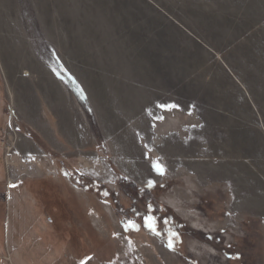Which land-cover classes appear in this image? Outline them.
Here are the masks:
<instances>
[{"label": "rangeland", "instance_id": "rangeland-1", "mask_svg": "<svg viewBox=\"0 0 264 264\" xmlns=\"http://www.w3.org/2000/svg\"><path fill=\"white\" fill-rule=\"evenodd\" d=\"M228 1L0 0V264H264V0Z\"/></svg>", "mask_w": 264, "mask_h": 264}, {"label": "snow or ice", "instance_id": "snow-or-ice-1", "mask_svg": "<svg viewBox=\"0 0 264 264\" xmlns=\"http://www.w3.org/2000/svg\"><path fill=\"white\" fill-rule=\"evenodd\" d=\"M172 107H174V106H172ZM156 168H157V170H158L159 172H161V173L163 172L162 167L159 166L158 164L156 165ZM149 186H151V182H149ZM144 219H145V222H146L147 226H148L152 231L155 232V231H156V229H155V218L149 215V216H146ZM128 227L136 228V229L138 230V226L135 225L134 222H129ZM157 234H158V233H157ZM173 235H175V234H173ZM169 247H172V244H171V243H169ZM82 264H84V262H82Z\"/></svg>", "mask_w": 264, "mask_h": 264}, {"label": "crops", "instance_id": "crops-1", "mask_svg": "<svg viewBox=\"0 0 264 264\" xmlns=\"http://www.w3.org/2000/svg\"><path fill=\"white\" fill-rule=\"evenodd\" d=\"M190 1L201 2L204 4H209L210 2H212V3L217 2L218 3V1L220 3H228L229 2L228 0H190Z\"/></svg>", "mask_w": 264, "mask_h": 264}, {"label": "trees", "instance_id": "trees-1", "mask_svg": "<svg viewBox=\"0 0 264 264\" xmlns=\"http://www.w3.org/2000/svg\"><path fill=\"white\" fill-rule=\"evenodd\" d=\"M29 241V239L26 237V242H28Z\"/></svg>", "mask_w": 264, "mask_h": 264}]
</instances>
